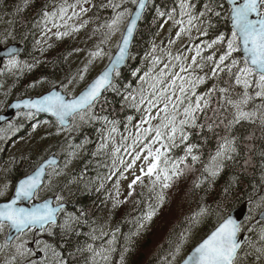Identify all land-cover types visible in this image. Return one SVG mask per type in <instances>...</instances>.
Wrapping results in <instances>:
<instances>
[{"label": "snow or ice", "instance_id": "1", "mask_svg": "<svg viewBox=\"0 0 264 264\" xmlns=\"http://www.w3.org/2000/svg\"><path fill=\"white\" fill-rule=\"evenodd\" d=\"M27 3L28 0H23L24 8ZM79 5L80 0L71 4L63 0L51 10L45 5L39 22L44 33L56 29L53 35L60 39L85 27L88 21L79 26L69 23L73 17L88 11L80 7L76 12ZM110 6L114 15L101 25L107 31L95 50L89 52L90 59L83 69L66 82H53L46 94L18 100L10 107L18 110L23 107L26 111H17L16 116L29 120L41 113L51 114L58 122L57 134L78 130L92 122L111 125L101 129L107 135H101L102 142L97 151L106 149L108 142L113 140L112 134L118 131L120 121L100 115L97 108L104 111L107 92H120L117 81L121 76V66L131 58L129 49L142 14L153 8L159 17L166 16L172 21L178 30L176 39H169L170 45L185 34L192 41L191 33L195 29L198 42L187 49L189 52L194 49L190 62L180 50L175 55L168 51L169 63H165L159 74L152 78L151 91L145 96L141 89L139 104L146 103L147 107L136 125L133 143L128 147L141 146L132 155L131 163L125 164L120 159L125 170L141 161L140 174L128 184V197L134 195L138 183L147 187V203H144L137 220L150 222L163 204L165 190L172 186L174 179L199 172L192 185L196 189L205 182L210 186L215 184L222 174L228 172L230 175L222 186L216 208L198 205L197 210L185 218L189 227L179 233L175 242L169 240L170 251L160 258V264H264V0H179L178 5L167 11L161 10L155 0H121ZM21 10V5H17L12 15H18ZM12 23L4 21L0 62L9 71L30 70L34 65L20 59V48L9 45V38L15 40L8 27ZM116 32L120 33V40L114 49L105 51L103 45ZM155 51L156 46L153 45ZM106 56L108 64L83 89L74 91L76 85L84 80L89 66ZM152 60L153 64H158L161 57L153 55ZM172 60L178 64L171 63ZM176 67L179 71H174ZM131 100V106L139 111L136 97L131 96ZM154 119L159 122L153 124ZM127 120L131 122L133 117L128 116ZM0 121L6 122L7 131H18L12 120L5 116L0 115ZM37 127L38 124H33V131ZM4 131L6 129L0 128V132ZM121 146L113 148V155L120 153ZM57 164L54 156L41 158L32 172L25 173L18 180L11 196L7 195L8 184L0 186V197H6L4 202H0L3 264H74L75 253L85 250L91 254V264H99L97 257L106 264L115 251L112 245L118 228L112 233V239L106 242L109 247L97 249L93 244H87L86 248L78 246L75 252H67V238L80 234L75 228L80 223L79 217L65 212L61 195L54 193L50 198L40 195L42 189L55 187L53 179L61 175ZM48 168L53 170L50 172ZM245 178H249L247 183ZM145 179L147 185L144 184ZM118 185L119 180L117 189ZM116 195H120L118 190ZM139 195L144 197V193ZM241 198L248 206L243 220L223 208L231 199ZM124 202L114 200L113 207ZM213 212L215 222L209 221L211 226L189 243L192 226L203 223ZM143 227L144 223L140 222L138 231L131 235H138ZM101 235L108 233L102 232ZM29 236L30 240L22 239ZM56 236L60 239L56 240ZM125 239L130 242L129 237ZM127 251L129 249L125 248L121 253L120 264H124Z\"/></svg>", "mask_w": 264, "mask_h": 264}, {"label": "trees", "instance_id": "2", "mask_svg": "<svg viewBox=\"0 0 264 264\" xmlns=\"http://www.w3.org/2000/svg\"><path fill=\"white\" fill-rule=\"evenodd\" d=\"M49 1L28 0L27 7L24 8L23 0H0V34L3 33V29L6 26L4 21H13L8 27L13 31L15 40L24 44L23 53L20 57L27 64L34 65L30 70L26 69L25 73L20 75V77L17 76L1 81L0 113L15 98L39 94L38 90L40 89H34L36 85L45 84V88H51L53 82L59 84L60 81L66 82L67 79L76 76L78 71L87 64L86 60H84L85 48H96L97 44L104 38V33L107 29L101 27V25H105L110 21L114 15V10L110 5L117 4L119 0H95L90 12L89 31L83 42H75L73 38H67L66 40L56 39L58 42L48 43L45 47L37 49L32 40L33 27L36 19L41 15V11L45 5H48ZM155 3L161 7V10L167 11L178 5L179 0H155ZM17 5H21L22 10L18 15L14 16L12 13L15 12ZM165 20H167V17H159L153 8L145 11L131 45V58L121 70V76L117 81L120 92L116 94L109 91L105 94L107 103L103 104L104 111L100 112V108H97V112L100 115L108 116L109 120H118L120 121L118 125H121L124 118L132 113L130 104L124 97L137 86L136 78L139 72L145 69V63L141 62V56L145 54L147 46L155 36L158 27ZM0 39H3V37ZM193 42L197 43L198 40H193ZM49 45L51 46L49 47ZM103 47L106 51L114 49V47L108 48L106 44ZM87 76L88 74L85 73L86 81L92 79L91 76ZM37 81L40 83L36 84L35 82ZM34 84L35 86H33ZM39 119L51 122L53 131L44 135L45 139L38 147L37 153L34 152L33 148L6 152L5 145L0 140V173L3 179L10 181L11 190H13L17 180L25 173H29L41 158L48 156L50 153H57L62 145H68L72 149L79 148L77 146L82 148L81 154L73 160L69 175L65 178L66 180L77 177L82 172L85 173V175L83 174L85 177H102L105 167L98 164V159L101 158H94L95 156L90 154L88 144L89 138L92 139L93 137V127L99 126L102 122H92L79 130L66 131L65 134L59 135V133L57 134V123L55 121L45 117H40ZM16 127L18 131L14 132L15 137H21L26 133L28 123L20 120ZM59 155L62 160L65 159L64 154ZM198 175L199 172H196L195 174H186L174 179L172 186L165 190V200L153 219L150 222L140 221L144 223V227L139 229L138 235L133 236L131 233L138 231L137 218L141 215L144 203H147V188L137 184L132 197H128V190L124 198L121 199L125 201L124 203H120L116 207L111 204L108 218L112 223L111 232L102 239L103 244L104 240L111 237L117 228L119 231L115 232L116 240L115 244L112 245L115 251L109 264H120V255L125 248H128L129 251L124 253V264H160V258L170 251L168 247L169 240L175 242L179 233L189 227L185 218L189 217L193 211H196L198 205L201 204L211 206L212 209L216 208L217 202L221 199L222 186L229 178L230 173L225 172L222 174L216 183L211 186L205 182L200 188L193 189V181ZM256 178H259L258 173ZM248 179L245 178L244 182L247 183ZM115 185L116 182L110 180L96 192H88L85 189L77 188V190L69 193L64 198L68 202L65 212L74 214L80 220V223L75 225L76 231L80 234L67 238L69 241L65 245L67 252H75L78 246L85 247V243H89L92 223L97 215L99 216L103 213L107 204V199L105 197L102 198L101 194L112 191ZM139 193H144V197H141ZM53 194L50 193V195ZM137 200H142L143 203L136 204L135 201ZM242 203H245L243 198L231 199L230 202L223 205L224 211L229 212L232 208ZM85 221L86 223H84ZM209 221L215 222V212L200 224L198 234L189 243L198 239L211 226ZM195 226H192V229ZM159 231L162 236L158 240L155 239L152 246V236ZM125 237H129L130 242H126ZM55 239L59 240L60 238L56 236ZM98 241L97 239L94 240V247L97 249L103 245H98ZM161 245H163L162 248ZM89 255L90 253L88 252H76L73 257L74 264H85Z\"/></svg>", "mask_w": 264, "mask_h": 264}, {"label": "rangeland", "instance_id": "3", "mask_svg": "<svg viewBox=\"0 0 264 264\" xmlns=\"http://www.w3.org/2000/svg\"><path fill=\"white\" fill-rule=\"evenodd\" d=\"M62 2L63 0H50L47 7L49 10H51L54 5H58ZM67 2L71 4V3H75L76 0H67ZM120 2L121 0L118 1V3ZM94 3H95V0H87L86 3L84 2V0H80V5L75 9V11L79 12L80 7L87 8L88 11L86 13H81L79 17H73L72 20L69 21V23L74 24L76 26H79V24L82 23L83 21H88V23L85 25V27L81 28L78 32H72L70 35L60 38V40H66L67 38H73L74 41L78 43L84 41L86 34L89 31V25H90L89 13ZM71 12L72 10L70 9L69 15H71ZM40 21H41V16L36 20V23L34 25V33H33V37L36 43L35 47L37 49L42 48L43 44H46L48 42L50 43L58 42L56 40L57 38L53 35L56 29H52V32L45 34L43 31L42 25L39 23ZM165 21H163L160 24L155 36L151 40L150 44L147 46L145 54L141 56V62L145 63V69L139 72V75L136 78L137 86L134 87L126 95V97H129L127 101L130 104V108L132 109V113L129 116H132L133 120L129 122L126 117L122 125H117L118 131L112 134L113 140L108 142V147L106 149H103L100 151H97V148H98V145L102 142L101 135L102 134L107 135L106 132L102 133L101 129L110 128L111 125L100 124L99 126H95V128L93 127V137L92 139L89 138L88 144L90 148V154L93 155V153H95V155H93L95 156L94 158H98V157L101 158V159H98V164L105 167V171H103V174L101 175L102 177L95 176L94 178H89V177L83 176V174L85 175V173L82 172L81 175L66 180L65 178L69 175L72 162L76 156H79L81 154L82 148L79 147V148L72 149L68 145H62L59 151L57 152L58 154L65 155V159L62 160V164L57 167L61 171V175L53 179V185H55L54 188L42 189L40 193L41 197L50 195V193H55L65 198L66 196L69 195V193L73 192L74 190H77V188L85 189L88 192H96L100 189V187H102L107 182V180L109 179L108 177L111 176L113 172L114 173L118 172L120 174V176L118 177V180H119L118 189L115 186L112 191H107L101 194L102 198L105 197L107 199V204H106L105 209L103 210V213L99 216L97 215L96 219L92 223L91 239L89 240L88 244H93V246H95L94 239L92 238L93 236L98 237L97 239L99 240L98 245H101L103 244V241L100 240L102 236L101 233L102 232L108 233L111 230V226H112L110 224L111 221L108 220L109 212H110L109 208L111 204H113L114 200H117V199L121 200L124 198V196L126 195L125 193L129 190L128 184L131 182L134 176L140 174L139 167L141 166V161H137L136 164L133 166V168L125 170V165L120 164V159H123L125 161V164L131 163L132 155H134L135 152L138 151L141 146L138 144L134 147H128L129 145H132L133 143V140L137 133L136 125L139 123L141 117L145 115L144 109L147 107L146 103L139 104V100L141 96V89H143V94L145 96H147L148 93L151 91L150 85L154 82L152 78L159 74L160 69L163 68L165 63H169V59L167 56L168 51H171L173 55H175L177 51L180 50L184 56L189 57V62H190L191 55L194 54V49L191 52L187 51V49L192 48V45L194 44L193 40H196V38L198 37V32L195 29H193L191 33V36L193 38L192 41H189L188 35L185 34V35H182L180 39L176 40L175 44L170 45L168 41L169 39H174V40L176 39L175 33L178 29L173 26L172 21H169V20H165ZM161 25H163V27H161ZM49 27H51V24H49ZM1 37H3L2 33L0 34V38ZM119 40H120V33L116 32L114 35L110 37L106 45L108 48H113V47L115 48ZM14 41L16 40H12L11 38H9V43L14 42ZM153 45L156 46L155 52H153ZM93 50H95V48L94 49L85 48L84 60H86V62H88V60L90 59L89 52ZM153 55L161 57V62L158 64H153V60H152ZM107 62H108L107 56L103 60L98 59L94 61V63L89 66V70L86 74H88V76H91L93 78L107 64ZM171 63L178 64V62L175 60H172ZM26 69L27 68H24L23 71H19V70L9 71L4 67V64H1L0 65V84H1V81H4L8 78H13L17 76L20 77V75L25 73L24 71ZM174 71H179V67H176ZM145 73L148 74L147 77H145ZM85 79L86 78H84L83 81H80L76 85L74 91H77V92L80 91L88 83L89 80L86 81ZM44 88H45V84L36 85L34 87V89H40L38 90V93H41L42 89ZM69 88L70 90H72L71 85L69 86ZM49 89L50 88H45L44 91H47ZM131 96L136 97V103L138 105L139 111L137 110L136 107L131 106L133 103L131 100ZM0 101H1V97H0ZM153 115H155V112H153ZM20 120L23 122L26 121L28 123V127L26 129V133L24 136L15 137L14 132L12 133V131H7V125L3 127V129H6V131L0 132V140L3 141L6 152L13 151V150L19 151L21 149L26 150L28 148H33L34 152L37 153L38 147L41 145V143L45 139L44 135L46 133H51L53 131L51 122L47 120H40L38 119V116H36L34 119H31V120L21 118V117H16L15 120H13L12 122L16 126V124ZM158 122L159 121L157 119H154L152 121L153 124H156ZM33 124H38V127L36 128L35 131H33L32 129ZM86 125L87 124L83 125L82 128ZM66 131L67 130L59 132V135L65 134ZM125 137L127 139H122ZM117 146H121V151L118 155H113V148ZM125 147H127V151H125ZM73 152L75 153V155H72ZM114 160H115V166H113ZM65 164L67 165V167H65ZM3 184L9 185V191L7 195L10 196V194L13 191L11 190L10 181H6L5 179H3L2 174L0 173V186H2ZM144 184L145 185L148 184L147 179H145ZM142 187L144 188L145 186H142ZM117 190L120 193L119 196L116 195ZM3 199H6V197H0V201ZM139 223L140 221H137V225ZM198 227H200V224L196 225L191 230V239L196 234H198L199 232ZM161 236L162 234L160 231L156 232L152 236L151 245L153 246L154 245L153 241H155V239L158 240ZM25 238L29 240L31 239L30 236L22 237V239H25ZM3 240H4L3 234H0V244L3 243ZM102 246L109 247L107 243L103 244ZM112 255H113V252L111 253L109 257L110 260L112 258ZM97 260L99 261V264H105V262L100 260L99 257H97ZM110 260H108L106 264H109ZM3 261H4V253L0 252V264H3ZM90 262L91 260L89 261L88 264H90Z\"/></svg>", "mask_w": 264, "mask_h": 264}, {"label": "water", "instance_id": "4", "mask_svg": "<svg viewBox=\"0 0 264 264\" xmlns=\"http://www.w3.org/2000/svg\"><path fill=\"white\" fill-rule=\"evenodd\" d=\"M142 15H143V14H142ZM139 23H140V21H138V23H137V27H138ZM137 27H136V29H135V31H134V34H133L134 37H135V33H136V30H137ZM133 40H134V38H133ZM132 42H133V41H132ZM131 44H132V43H131ZM13 45L18 46V47L20 48V52L22 51V46H21L20 44H10V46H13ZM130 48H131V45H130ZM129 51H130V49H129ZM127 61H128V59H127L126 62L121 66V69L126 65ZM95 77H96V76H95ZM95 77H94V78H95ZM94 78H93V79H94ZM90 82H91V81H90ZM90 82H89V83H90ZM57 90H59V89H57ZM44 94H46V93H44ZM28 98H36V96H35V97H24V98H22V99H28ZM18 100H21V99L13 100V101L7 106L5 112L1 113L0 115L5 116L7 119L11 120V119L14 117V115L16 114L17 111H19V110L26 111L25 109H23V107H21V109H19V110L10 107L11 104H15ZM41 114L46 115V116H48V117H51V118L55 119L54 117L51 116V114H48V113H41ZM4 123H6V122H5V121H0V125H2V124H4ZM53 156L57 159V161H58V163H59V158H58L57 156H55V155H50V156H48V157L45 158V159L52 158ZM47 198H50V197H47ZM64 204H65V203H64ZM65 207H66V204H65ZM246 211H247V205H246L245 203H243V204H241V205H239V206L233 208V209L230 211V213H232V214L235 215V216H238L240 219L243 220V219L245 218V216H246Z\"/></svg>", "mask_w": 264, "mask_h": 264}, {"label": "flooded vegetation", "instance_id": "5", "mask_svg": "<svg viewBox=\"0 0 264 264\" xmlns=\"http://www.w3.org/2000/svg\"><path fill=\"white\" fill-rule=\"evenodd\" d=\"M87 244H88V242L86 243V245H87ZM86 245H85V246H86ZM30 246H31V245H30Z\"/></svg>", "mask_w": 264, "mask_h": 264}]
</instances>
